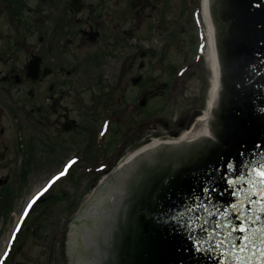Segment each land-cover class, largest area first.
I'll return each mask as SVG.
<instances>
[{"label": "flooded vegetation", "instance_id": "flooded-vegetation-1", "mask_svg": "<svg viewBox=\"0 0 264 264\" xmlns=\"http://www.w3.org/2000/svg\"><path fill=\"white\" fill-rule=\"evenodd\" d=\"M157 1L0 0V241L16 202L40 167L57 165L76 148L67 158L76 161L74 167L104 164L110 169L140 144L176 136L196 122L208 83L203 91L201 83L195 107L187 104L186 96L180 102V95L194 79H204L197 53L157 75L149 74V48L141 54L146 62L137 58L135 42L142 33L149 40V19ZM170 39L169 44L180 43L175 36ZM110 60L118 70L113 85L106 87ZM90 70L103 72L79 89L92 93L77 109L75 90L83 83L75 79ZM101 113L98 130L81 122ZM95 180L89 177L86 184L93 186ZM49 236L43 237L41 226L33 223L12 238L9 232L0 264H21L17 257L23 241L26 245L31 240L34 248H52L56 236L51 242ZM67 257L65 250V262L59 264H68ZM28 264L41 262L36 258Z\"/></svg>", "mask_w": 264, "mask_h": 264}, {"label": "water", "instance_id": "water-1", "mask_svg": "<svg viewBox=\"0 0 264 264\" xmlns=\"http://www.w3.org/2000/svg\"><path fill=\"white\" fill-rule=\"evenodd\" d=\"M208 1L221 78L212 136L115 169L74 219L71 264H264V0Z\"/></svg>", "mask_w": 264, "mask_h": 264}, {"label": "rangeland", "instance_id": "rangeland-1", "mask_svg": "<svg viewBox=\"0 0 264 264\" xmlns=\"http://www.w3.org/2000/svg\"><path fill=\"white\" fill-rule=\"evenodd\" d=\"M202 3L203 0H159L155 2L157 10L153 13V17L149 19V40L148 38L146 40L145 34L142 33L139 36V39L135 42L137 43L136 50L138 52V61H145L141 54L149 48V74L151 75L160 74L159 72L171 63L183 65L186 58L188 61L193 59V55L199 51L201 46L200 54L203 57L201 66L203 67L202 74L204 79L202 81L200 75L198 79H194L189 84L187 92L180 95V102H183V97L186 96L185 101L191 106V108L196 106H194L195 95L198 93L201 83L202 91L204 90L206 82L208 83V90L211 86L210 64L207 60L208 32L203 16ZM172 36H175L180 40L179 44H173L178 46V51L175 50L172 44H169V40H171L170 37ZM171 41L173 42V40ZM181 45H185V47L180 48ZM140 48H142V51H140ZM106 65L109 66V68L105 69L104 80L107 82L106 87H109L113 85L118 69L116 68L117 64L114 60H110ZM98 72H103V70H90L86 75L78 76V79H75V82L83 83V86L76 87L75 90L74 103L78 104L77 109L84 107L81 100H88L92 93V91L89 90L79 89L86 87V84L90 82H95V74ZM206 102L207 96L205 104ZM204 110H206V108ZM81 122L91 127H95L98 130L99 126H102L103 124V114L101 113L100 117L82 118ZM75 149L72 153L69 152L67 156L60 159V162L57 165L42 166L34 175H32V181L26 192H24L16 202L15 210L10 216V222L8 226L5 227L7 233L0 241V256L4 252V240L8 237L9 232H12L15 220H17L16 218L21 215L30 197L36 191L44 187H49L50 182L65 170H63V168L66 167L65 163L68 162L67 158L75 153ZM63 163L65 165H62ZM83 172L84 169L81 167L72 170V176L65 175L57 180L56 184L45 193V196H42L43 198L47 196L54 197L53 202L49 204V211L54 210L62 220L69 218L72 223L76 218L75 215L77 211L84 206L93 194L94 187H90L89 184H86L85 178H81ZM43 198L40 202L45 201ZM75 201L76 203H73V207L77 205V209L73 212L74 208L69 210L71 207L70 202L72 203ZM47 202L48 201L45 203ZM41 206L42 205L40 204L30 222L33 223L34 226L41 224L40 220L42 219L45 221L48 217V213L41 215ZM23 245L25 247L22 253L17 257V262H20L21 264L31 263V261L36 258L40 259L41 264H59V262H62L63 260L65 261V258L62 259L63 257L59 252L58 246H53L50 249H45L44 247L34 248L31 240H28L26 245L23 241ZM67 262L68 264H71V259L69 257H67Z\"/></svg>", "mask_w": 264, "mask_h": 264}, {"label": "bare ground", "instance_id": "bare-ground-1", "mask_svg": "<svg viewBox=\"0 0 264 264\" xmlns=\"http://www.w3.org/2000/svg\"><path fill=\"white\" fill-rule=\"evenodd\" d=\"M202 8H203V16H204V19H205V22L207 25V31H208L207 60L210 64V72H211V86L208 90V98H207L208 106H207V109L204 111L202 116L195 122V124L192 126V128L190 130L182 133L178 138H174V139L169 138L166 140H161V139L154 140L153 143L145 145V147H143L142 149L129 153L120 162V168L126 167L127 165H130L135 160V157L139 153H142L143 151L157 147L160 144H165V143L175 144V145H179L180 143L193 144V143H196V142H198L204 138H209L212 136V132H211V128H210V121L212 118V110H213L214 106L217 104L218 99H219V94H220V90H221V78H220V67H219V63L217 61L216 49H215V43H214V27H213V24H212V21L210 18V14H209V1L208 0H203ZM119 179H120V177L114 179L112 182L117 181ZM107 184H109V183H105L104 185H107ZM104 189L102 191H100L99 193L103 192ZM45 198H43V199H45ZM87 206L85 207V209L87 208ZM85 209L82 211V213L77 218L81 217V215L83 214ZM73 224H74V221L71 225V229L69 232V234L72 236H74V234L72 232L73 231ZM68 254L70 256L69 239H68Z\"/></svg>", "mask_w": 264, "mask_h": 264}, {"label": "trees", "instance_id": "trees-1", "mask_svg": "<svg viewBox=\"0 0 264 264\" xmlns=\"http://www.w3.org/2000/svg\"><path fill=\"white\" fill-rule=\"evenodd\" d=\"M108 171L109 170H101L99 168H93L90 172L97 175L98 177L97 180L94 181V183L96 184L98 179L101 178L106 173H108ZM53 200L54 197H50L48 198L47 203L45 202L41 203L42 205L41 215L48 213V217L45 219V221L41 219L40 220L41 224L39 225L41 226V233L43 237L46 234L50 235L51 237L56 236V240L60 244L59 252L63 257L62 259H64V241L66 239V230H67L68 221H65L64 219L62 220L60 217H58L57 213L54 210L49 211L50 209L49 204L53 202ZM72 208H74L73 212H75L77 209V205L69 208V210H71ZM27 224H31V223L25 221L23 222L22 225H27Z\"/></svg>", "mask_w": 264, "mask_h": 264}, {"label": "snow or ice", "instance_id": "snow-or-ice-1", "mask_svg": "<svg viewBox=\"0 0 264 264\" xmlns=\"http://www.w3.org/2000/svg\"><path fill=\"white\" fill-rule=\"evenodd\" d=\"M76 161L73 160V161H70L68 165H66L65 167V170L63 172H61V174L57 177L54 178V180L49 184V187H51V184L55 183L57 180H59L60 178H62L64 175L67 174V171L68 169L73 165L75 164ZM256 175L259 177V183L264 186V170H260L258 172H256ZM48 188H45L44 191H47ZM41 195H43V193H41ZM259 195L264 198V188H262L261 192L259 193ZM37 199H39V197H37ZM35 203V200L32 201V204ZM29 208H31V204L29 205ZM27 213H25L26 215ZM240 232V233H247L249 231V229L247 227H244V226H240V227H236V226H231L230 227V232ZM259 235H260V242L262 245H264V231H260L259 232ZM229 238L231 239V236H229ZM244 240L246 241H251L252 240V237H249V236H245L243 237ZM243 250V249H241ZM260 257H261V260L264 261V249H262L259 253Z\"/></svg>", "mask_w": 264, "mask_h": 264}]
</instances>
